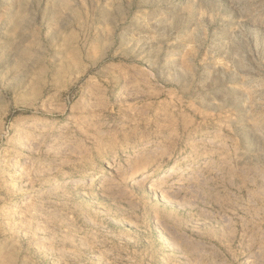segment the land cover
Segmentation results:
<instances>
[{
	"label": "rangeland",
	"instance_id": "obj_1",
	"mask_svg": "<svg viewBox=\"0 0 264 264\" xmlns=\"http://www.w3.org/2000/svg\"><path fill=\"white\" fill-rule=\"evenodd\" d=\"M0 264H264V0H0Z\"/></svg>",
	"mask_w": 264,
	"mask_h": 264
},
{
	"label": "bare ground",
	"instance_id": "obj_2",
	"mask_svg": "<svg viewBox=\"0 0 264 264\" xmlns=\"http://www.w3.org/2000/svg\"><path fill=\"white\" fill-rule=\"evenodd\" d=\"M174 184V183H173Z\"/></svg>",
	"mask_w": 264,
	"mask_h": 264
}]
</instances>
